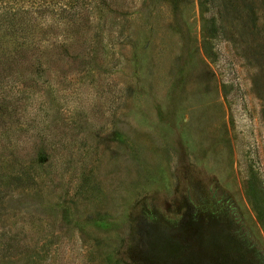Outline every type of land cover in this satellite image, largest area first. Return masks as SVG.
Listing matches in <instances>:
<instances>
[{"label": "rangeland", "instance_id": "obj_1", "mask_svg": "<svg viewBox=\"0 0 264 264\" xmlns=\"http://www.w3.org/2000/svg\"><path fill=\"white\" fill-rule=\"evenodd\" d=\"M112 4L0 71V264H264V0Z\"/></svg>", "mask_w": 264, "mask_h": 264}, {"label": "trees", "instance_id": "obj_2", "mask_svg": "<svg viewBox=\"0 0 264 264\" xmlns=\"http://www.w3.org/2000/svg\"><path fill=\"white\" fill-rule=\"evenodd\" d=\"M94 6L110 7V13L121 14L111 5V0H0V71L3 67L30 61L34 64L41 57L54 63L83 56L80 55L84 43L81 38L79 42L63 45L57 37L60 31L79 33L83 37L89 28L88 14ZM44 32L53 36L54 50L52 54L43 53L38 57L39 53H34L38 48L34 46ZM75 43L80 45L74 47Z\"/></svg>", "mask_w": 264, "mask_h": 264}]
</instances>
